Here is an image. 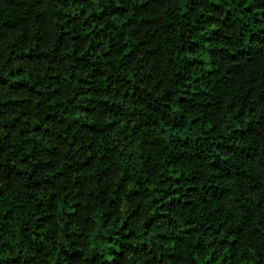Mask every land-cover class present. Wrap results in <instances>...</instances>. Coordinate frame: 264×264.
Masks as SVG:
<instances>
[{"label": "trees", "instance_id": "16d2710c", "mask_svg": "<svg viewBox=\"0 0 264 264\" xmlns=\"http://www.w3.org/2000/svg\"><path fill=\"white\" fill-rule=\"evenodd\" d=\"M0 264H264V0H0Z\"/></svg>", "mask_w": 264, "mask_h": 264}]
</instances>
